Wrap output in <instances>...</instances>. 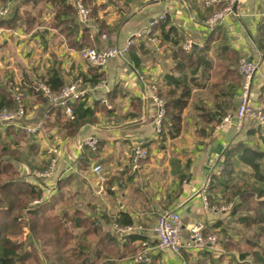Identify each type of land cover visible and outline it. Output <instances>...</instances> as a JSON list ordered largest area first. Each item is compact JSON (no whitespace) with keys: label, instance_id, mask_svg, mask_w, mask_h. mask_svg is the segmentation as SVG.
I'll return each instance as SVG.
<instances>
[{"label":"crops","instance_id":"0c3cea01","mask_svg":"<svg viewBox=\"0 0 264 264\" xmlns=\"http://www.w3.org/2000/svg\"><path fill=\"white\" fill-rule=\"evenodd\" d=\"M75 1L69 0L72 5ZM94 1L101 8L98 18L109 29L101 35L93 31L90 47L97 50L122 48L128 40L133 41L127 54L109 60L102 68L84 62L79 51L67 46L64 34L50 27L55 15V8L50 4L38 3L34 13L39 15V23L28 32L22 27L0 28V95L11 94L22 82L34 84L42 77L47 79L49 71L59 70L64 85L73 84L85 91L87 105L96 108L95 120L82 125L69 137L65 129L55 125L54 112L59 106L26 93L23 100L26 115L20 125L38 130L27 134L18 125L0 126L3 136L9 131L3 137L4 142L20 159L10 160L11 164L20 174L21 171L46 170L51 160L56 159L50 175L41 178L40 183L34 174L31 175L33 180L25 178L43 192L36 204L50 202L57 213L99 218L102 230L113 236L140 234L145 239L136 254L143 252L156 264L216 263V258H222L218 264H242L220 244L221 250L184 248L180 257L161 251L157 248L153 227L161 213L176 211L184 226L182 242H185L187 228L193 223L202 221L208 234H216L214 225L227 216V213L204 207L203 187L226 148L245 140L246 131L256 128V123L245 120L242 128L236 130L234 126H221L220 118L215 125L208 121L207 114L233 113L238 106L241 78L238 70L233 71V66L229 65L226 57H230V53L225 54L224 48L233 53L231 57L247 58L258 64L250 103L264 108V52L258 50L255 43L262 27L264 0H239L233 14L222 23V34L207 47L211 31L205 22L211 15L205 0ZM6 4V16L16 9L19 12L31 9L22 5L23 0ZM6 4L0 0V8ZM161 15H165V20L153 28V35L159 41L156 50L142 33ZM166 21L169 25L164 32L169 26L173 27L182 50L186 42L198 49L206 47L212 66L198 71L196 86L182 113L179 136L159 144L155 135L157 110L152 87L165 88L163 78L172 72L173 54L179 47L162 38L160 26ZM137 34L141 37L137 38ZM98 76L97 84L83 83L84 79L88 81ZM188 76L191 78L190 74ZM89 139L97 141L94 149L85 145ZM136 145L147 146L149 154L133 169L131 155ZM53 149L57 150L56 155L51 153ZM96 165L102 166L104 183L95 178ZM69 201L74 202L71 211L61 207V203ZM120 214L129 216L133 232L124 235L115 232L113 220ZM143 243H146L145 248H142Z\"/></svg>","mask_w":264,"mask_h":264},{"label":"trees","instance_id":"16d2710c","mask_svg":"<svg viewBox=\"0 0 264 264\" xmlns=\"http://www.w3.org/2000/svg\"><path fill=\"white\" fill-rule=\"evenodd\" d=\"M13 1L2 0L3 4ZM76 2L89 10L86 23L79 19ZM38 3L50 4L55 8L50 27L64 34L70 49L81 52L91 48L92 32L97 31L101 35L109 29L98 18L101 8L94 0H76L73 5L69 0H23L22 5L30 6L31 9L22 12L16 9L0 18V28L14 30L22 27L27 32L32 30L39 23L40 17L34 13ZM221 7L220 4L210 8V15ZM167 25L166 21L160 26L162 38L172 46L179 47L173 54L172 72L163 78L165 88L156 87L157 96L164 101L165 109L162 129L157 138L159 144L179 136L182 113L191 97L193 86H196L198 71L201 68L211 69L212 66L207 59L206 47L223 32L222 24L216 26L208 35L206 47L198 49L191 46L186 52L180 47L181 40L173 27L169 26L164 32ZM255 43L257 49L264 52L263 27ZM223 51L225 54L230 53L226 59L236 72L239 59L234 55L231 57L233 53L228 49L224 48ZM49 72L47 79L42 77L34 84L22 82L20 85L24 83L25 86H16L22 90L23 100L28 92L46 100L40 91H36L37 83L43 84L52 94H57L65 86L59 70ZM99 81L98 76L88 81L84 79L83 83L93 85ZM86 100L85 94L81 100L60 105L54 112L55 125L65 129L69 137H73L82 125L95 120L96 108L89 107ZM14 106V92L0 95V111L13 109ZM66 107L70 108L71 116L66 115ZM227 114H207L208 121L217 125L218 118L222 119ZM201 118L205 120L204 115ZM7 132L5 135L9 134ZM12 134L15 135V132ZM4 136L0 132V264H156L149 255H146L145 260L136 261V250L145 239L140 234L113 236L102 230L99 218L57 213L50 202L34 204L40 202L43 192L39 186L21 177L11 164L10 160L20 159L15 150L4 142ZM142 147L149 154L147 146ZM218 165L221 166V172L211 175V182L205 191L209 203L223 201L231 205L225 220L214 225L216 234L221 237L218 243L239 262L264 264V129L258 131L250 127L246 131L245 140H239L226 148ZM40 179L36 180L40 183ZM113 224L117 227H132L129 216L124 214L115 218ZM235 230L237 239L232 236ZM23 235L24 240L21 241ZM204 235L208 233L205 231ZM90 238L92 241H89ZM221 261L222 258H219L216 263L210 261V264Z\"/></svg>","mask_w":264,"mask_h":264},{"label":"built area","instance_id":"2783aa9c","mask_svg":"<svg viewBox=\"0 0 264 264\" xmlns=\"http://www.w3.org/2000/svg\"><path fill=\"white\" fill-rule=\"evenodd\" d=\"M239 0H205V6L208 8H214L218 5H222L221 9L215 11L205 22V26L209 31H212L216 26L221 25L228 16L233 14L234 6L238 3ZM77 12L80 16L82 23H86L89 20V10L83 7L79 2L77 3ZM8 14L7 4L0 8V18L6 17ZM165 20V15H161L158 20L152 21V23L143 31L142 35L145 36L151 45L158 50L159 41L153 35V28L158 25L160 21ZM261 26L264 28V15ZM137 38H140L141 35L137 34ZM133 41L128 40L124 47H111L103 50H97L95 48H86L79 53L80 58L89 64L90 66L96 68H102L109 60L117 59L127 54L133 46ZM191 42H186L183 46L185 51H188L191 48ZM259 66L256 62L247 59L241 58L238 61V74L241 78L240 84V95L238 106L233 113H228L221 120V126H234L236 130H240L243 126L245 120L254 121L257 125H260L264 129V111L263 106L258 105L254 106L250 103V92L252 86V80L254 75L257 73ZM21 87L25 86L23 83L19 85ZM36 91H40L43 97L52 105L60 106L65 105L67 102H75L81 100L85 96V91L80 90L76 85H66L64 86L57 94H52L48 88L43 84H35ZM14 92V102L15 106L13 109H3L0 111V126L8 127L12 125H18L23 129L27 134H35L38 130L37 127H25L21 126V122L25 117V105L23 101L22 90L19 87L13 89ZM152 100L156 106V121H155V135L158 138V135L162 129V119L165 115L164 101L157 96V89L152 87ZM105 104V101H101ZM66 115L71 116V110L69 107H66ZM97 144L95 139H89L86 141L85 145L94 149ZM52 154L56 155L57 150L53 149ZM148 157V151L143 148L141 145H136L132 150L131 155V165L133 169L138 167L140 161L145 160ZM56 159H52L50 166L44 173H36L35 177L46 178L50 175ZM102 166L96 165L93 168V173L95 178L98 179L99 183H104L105 179L103 177ZM221 171V166L216 165L212 174H218ZM211 176H209L204 184L202 197V202L205 208L210 210L217 209L215 207L209 206V201L207 195L205 194L206 189L208 188L211 182ZM36 203V202H34ZM206 227L202 221H197L187 228V239L185 242H182V232L184 226L180 214L176 211H168L161 213L156 219L155 225L153 227V234L155 241L157 243V248L161 251H168L174 254L177 257H180L182 250L184 248L193 249V250H204V249H213L215 248V238L212 236H205L204 231ZM114 230L119 235L128 234L134 231L133 227H117L114 225ZM143 247L146 246V243L142 244ZM141 256V255H140ZM138 256V260L141 257Z\"/></svg>","mask_w":264,"mask_h":264},{"label":"rangeland","instance_id":"374dc122","mask_svg":"<svg viewBox=\"0 0 264 264\" xmlns=\"http://www.w3.org/2000/svg\"><path fill=\"white\" fill-rule=\"evenodd\" d=\"M26 110V109H25ZM26 115V114H25ZM256 141V140H255ZM19 155H20V153H19ZM49 168V165H48V167H47V169ZM47 169L46 170H37V171H32V172H30V171H27V173L26 172H22L21 171V173L19 174L21 177H23V178H27V179H30V180H33V178H32V174H36V173H44L45 171H47ZM29 172V173H28ZM221 172V171H220ZM219 172V173H220ZM218 173V174H219ZM43 178V177H42ZM47 178V177H46ZM72 203H74V202H72V201H69L68 203L67 202H63V203H61V207H63V206H65L66 208L65 209H68L69 208V210L70 209H72L73 208V206H72ZM209 206L210 207H215L216 209H217V211L218 212H221V213H228L229 212V210H230V207H231V205L230 204H225V203H223V201H221V202H219V204H212V203H209ZM71 211V210H70ZM205 231H206V229H205ZM204 231V232H205ZM27 233V230H26V232H25V234ZM237 233H236V230H235V232H233L232 233V235L233 236H237L236 235ZM24 236L25 235H23V237H22V239H21V241H23L24 240ZM207 236H210V237H214L215 238V248H213V250H217V249H220L221 250V246L219 245V240H220V236H219V234L217 235V234H208ZM234 237V238H235ZM238 238V237H237ZM237 238H235V239H237ZM89 241H92V238H90L89 239ZM142 248H145V247H142ZM28 250H29V248H28ZM225 251V250H224ZM226 252V251H225ZM141 255V256H140ZM138 256H140L141 257V259L140 260H138V259H136V261H141V260H145V257H146V254L145 253H143V252H141L140 254H137V258H138ZM216 259H219V258H216ZM222 262V261H221ZM203 264H210V262L209 261H207V262H204ZM242 264H244V263H242Z\"/></svg>","mask_w":264,"mask_h":264},{"label":"water","instance_id":"95a60500","mask_svg":"<svg viewBox=\"0 0 264 264\" xmlns=\"http://www.w3.org/2000/svg\"><path fill=\"white\" fill-rule=\"evenodd\" d=\"M235 7H236V4H235V6H234V8H233L234 10H235ZM256 129H257L258 131H260V130H262V127H261L260 125H257V126H256Z\"/></svg>","mask_w":264,"mask_h":264}]
</instances>
